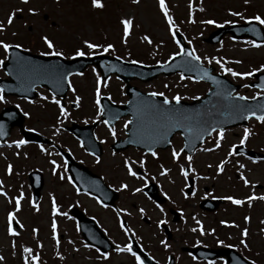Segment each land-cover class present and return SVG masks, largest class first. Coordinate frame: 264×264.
I'll return each mask as SVG.
<instances>
[{
  "label": "rangeland",
  "instance_id": "374dc122",
  "mask_svg": "<svg viewBox=\"0 0 264 264\" xmlns=\"http://www.w3.org/2000/svg\"><path fill=\"white\" fill-rule=\"evenodd\" d=\"M102 3L104 7L97 9L91 6V0H28L26 4L22 0H0V22H5L6 28L4 32L0 33V39L12 43L20 42L34 48L33 51L39 53L40 50H44V52L48 50L40 39L42 35H47L54 41L57 50L61 49L66 55H71L77 47H81L87 52L88 49L84 48L82 43L85 39L99 44L112 43L115 50L106 54L117 56L127 61L138 60L145 65H151L152 60H155V58L165 61L169 55L179 50L167 30V25L163 19V14L158 8L157 0H139L138 4H133L132 0H102ZM191 3V18L196 23L188 22L189 0H166L175 23L186 37L187 42L192 41L191 44H188L196 49L198 55L202 58L205 56L209 58H224L229 61L225 65L226 67H231L239 72L251 71L253 68H258L264 64V46L259 48L252 47L251 44L247 43L252 41L251 39L244 38L239 40L230 34H225L220 42L211 44L209 42L210 33L217 26L200 22L213 19L218 24H222L225 20H228L235 22L229 23L232 25L244 21L239 17L229 15V9L240 11L245 16L257 13L264 16V0H249L247 5L244 4V0H191ZM29 8L35 9L36 14L29 13ZM201 8H203V11H200ZM15 9H21V11L16 14L12 25L9 26L6 23V17ZM127 16L133 18V27L131 35L127 38V44H124L121 39L122 26L119 21ZM12 33H16V35L13 36ZM144 35L149 36L152 44H147L143 41L142 37ZM1 49L0 56L3 55ZM96 51L104 53L101 49ZM235 60H240L241 63L235 64L231 62ZM202 62L206 65L209 64L203 59ZM212 65L215 67V72L226 75L235 83L240 84L250 81V77L243 79L234 78L230 74L222 72L214 62ZM93 68L95 67L90 66L83 75L71 77L75 92L70 88L67 100L65 99L63 104L69 115L67 118H60L62 120L60 125L57 124V118L60 116L59 108L46 93H42L41 96L48 97L47 100L35 99L32 103L15 97H7V103H0V110L5 105L19 104L24 112L29 113L25 126L34 128L36 131L50 137L56 144H60L65 149L70 150L80 162L100 174L112 186L118 188L121 182L128 183L129 191L119 193V198L114 208H110V206L104 207L98 204L91 195L84 193L78 195L67 180L61 181L58 176L51 174L49 161L53 159L57 161V164L61 165V168L57 171L65 172L63 169L65 160L63 156L56 155L58 151L54 144L53 146L43 145L47 153H52V155L41 152L39 147L28 144L22 146L21 149H16L14 146H0V153H3V155H0V180L4 182L8 198L18 195L21 186L24 192L21 209L17 213V219L21 221L24 227L20 229L19 226L14 225L20 233L17 237H11L7 233V213L13 210L14 203L9 204L8 198L0 196V256L4 257L0 264H23V256L25 254L22 252V248L24 246L32 248L33 253L38 254L39 264H134L133 258L127 253H116L113 250L109 252L110 258L108 260H102L98 259L99 253L95 251V248H85L83 245L88 242L84 240L80 231L77 230L78 223L69 213V209L72 206H78L85 213L98 218V223L104 228L103 230L116 245L121 247L128 243L131 236L126 237L121 232L118 227L117 213L114 210L118 208L127 209L131 215L122 214L121 217H124L128 226L133 229L137 236L139 235L142 245L151 250L157 260L161 262L167 260L170 252L180 254L182 245H187V243L195 241L196 237H200L199 233L192 235L190 231L195 225L192 220L193 215L196 214V218L201 220L204 227L208 230L212 226H216L220 218H226L229 225L234 222L239 227L230 226V228H225L226 226H222L221 228L218 224V230L223 235L216 233L217 235H208V238L203 236V240L213 243L221 239V237H233L231 236L232 234L239 241L240 229L246 227L249 230L248 247L252 248L246 254L252 260L257 261L259 259L260 264H264V232H261V229H264V223H261V221H264V201L254 200L256 203L250 207L248 205L245 207L243 205H234L233 207L226 202L214 215L209 213L205 217L204 215L197 217V214H199L198 210H201L198 202L206 194L203 190L205 185L208 186L209 190L211 186H215L216 193L224 196L233 195L241 199L247 196L248 193L249 195L254 193L260 196V192L253 185L257 182L264 187V162L248 164L243 157L232 156L227 158L229 162L224 166L225 171L220 176L216 173V165L220 160L226 158L230 146L239 144L240 137L243 135L242 127L225 131V137L218 149L211 152L202 150L203 148L213 147L215 135L205 145L201 148L199 147V151H202L193 155L192 161L196 172L194 174L190 172L189 174L190 177L195 178L196 196L184 199L180 189L185 181L179 172V164H186L184 160L186 154H181L180 159L176 162L171 157L173 148L179 150L182 147L180 140L178 142L176 140L172 148L158 154L156 158L152 156L144 157L136 152V149L132 150L133 148L115 153L109 145L114 140L109 128L102 129L100 127L96 131V136L104 143V154L100 157V162L97 163L95 157L81 149L78 141L74 140V136L65 129V126L71 125L72 121L84 123L86 120L88 122L96 120L97 106L94 100L96 75L99 72L95 68L96 73H94ZM102 81H106L107 86L104 87L102 84L101 96L107 95L116 103L126 102L125 85H123L124 87L122 86L123 82L121 80L112 76L106 80L102 79ZM132 84L138 85L143 90L164 92L170 99L173 95L179 93L181 97H185L182 100H191L192 97L203 95L211 87L204 81L180 80V74L162 75L150 82H141L135 79L132 80ZM165 85H167V88ZM238 90V93L248 97L254 94L251 88ZM77 96L80 97V106L78 108L72 106V102ZM125 121L128 120L121 121L115 128V139L122 136ZM56 127H60L61 131L53 135ZM102 127L106 126L102 125ZM256 129L260 130L263 127H256ZM251 133L248 138L250 144L264 151L263 132L260 131L257 135L252 131ZM19 136L22 137L21 131L18 127H15L8 138V142L19 139ZM17 151L21 153L19 157L15 155ZM25 152L27 153L26 158L24 156ZM125 158L137 162L140 159H144V168H140L139 163H137L133 166L134 170L138 172V169H141L143 173L147 172L148 177L155 176V181L160 185L162 192H167L171 197L169 203L167 202L166 206H163L166 214L169 212L168 207H174L175 205L182 207L185 218L182 219L179 230L178 225L171 221L170 216L171 224L169 223L168 226L174 230V234H176L174 238L167 239L164 234H161V228L157 229L156 227V221L161 218H167V216L159 213L152 201L142 193L135 195L131 193L130 190L134 187H140L142 181L127 175L123 164ZM162 158L167 162H162ZM237 161L245 165V168L240 169L239 172L237 171L239 167ZM9 163L13 165V174L11 176L5 173V168ZM207 165L212 167L209 168ZM161 166L169 169L166 176L159 175L162 170ZM31 170H39L43 176V187L39 198L36 200L39 207L38 212L34 211L29 203L33 199V191L28 178ZM240 173H243L250 181L249 186L246 187L239 179ZM65 174L68 175L67 171ZM199 174L208 177V179L198 178L196 181ZM187 183H189V180ZM49 193L55 195L60 211L68 213V216L71 217V219L61 215L55 217L58 224L59 246L55 244L51 236L50 224L53 217ZM141 207L146 212V216L143 218L138 212V208ZM244 216L251 217L250 222L245 223ZM33 228L38 229L35 235L32 232ZM161 239H166L170 247L165 249L160 245L159 241ZM13 241L16 245L14 249L12 247ZM69 241H72V243L70 244ZM38 245H42V247ZM74 249H78V251H74ZM57 252L60 253L63 259L56 255ZM176 264L207 263L193 261L190 255L183 253ZM216 264H221V262H216Z\"/></svg>",
  "mask_w": 264,
  "mask_h": 264
},
{
  "label": "snow or ice",
  "instance_id": "6c2138e0",
  "mask_svg": "<svg viewBox=\"0 0 264 264\" xmlns=\"http://www.w3.org/2000/svg\"><path fill=\"white\" fill-rule=\"evenodd\" d=\"M22 2L26 4V3H28V0H22ZM132 3L138 4L139 0H132ZM248 3H249V0H244L245 5H247ZM157 5H158L160 12L163 14V19L167 25V30H168L173 41L175 42V44L178 46V49H179L178 51H175L171 55H169L167 60H165L163 62L158 60L156 62L157 64H161V66L163 67L164 65H167L169 63V61H173L176 57H184V58H186V60H185V63L183 64V67L188 69V68L192 67L191 62L194 61L197 63V65H199L202 63V59H203V61H207L209 64H212L214 62L216 65L219 66V68L221 69L222 72L228 73L234 78L238 77L241 79H243L245 77H251L256 72L264 71V64L260 65L258 68H253L251 71H245V72L235 71L233 68L225 66L229 61H226L224 58H217V57L209 58L207 56L202 58L200 55L197 54L195 48H191L190 50L185 49V47L181 46L180 40L176 39L177 34L180 33V29H179L178 25L175 23L173 16L170 14L169 7L166 4V0H157ZM91 6L93 8H97V9H102L104 7L102 0H91ZM188 8H189V21L188 22L189 23H196V21L191 18V11H192L191 0H189ZM20 11H21V9H15L13 12H11L7 15V17H6L7 25H9V26L12 25L14 17ZM28 11H29V13H31L33 15L36 14L35 9H33V8H29ZM200 11H203V8H201ZM229 15L239 17L241 20H244L246 23H249V24L255 22V24H257V25L264 26V16L260 15L259 13L255 14V15H251V16H245L240 11H232L231 9H229ZM200 22L202 24L215 25L217 27L223 26L222 24H218L217 21H215L213 19L202 20ZM119 23L122 26V37H121L122 42L124 44H127V38L131 35V29L133 27V18L131 16H127L125 18H122L119 21ZM228 23H235V22L234 21H228V20L224 21V24H228ZM5 30H6L5 22H0V33L4 32ZM249 30L255 31L254 28L249 29ZM12 35L15 36L16 33H12ZM40 39L43 42V44L46 46V48L48 49V51L42 52L41 55L53 56V57H64L65 56V53L63 51L57 50L54 41L52 39H50L47 35H42L40 37ZM142 39L147 44H152V40L149 38L148 35H144L142 37ZM82 43H83L84 48L88 49V51L86 52L85 50H83V48L77 47L74 50V52L72 53V56L70 57L71 59H74L77 57H84L86 55L87 56H95V55H97V51H96L97 49H101L104 53L115 50L114 45L112 43L99 44V43L91 42L87 39L83 40ZM188 43L191 44L192 41H188ZM247 43L251 44L252 47H255V48H259L261 46H264V40H262L260 43H257L254 40L248 41ZM0 48L3 49L5 54H8L10 49H22L23 45L21 43H9V42H6V41L0 39ZM5 58L7 59L8 56L6 55ZM117 59H120V57H117ZM231 62L235 63V64L241 63L240 60H235V61H231ZM15 63L17 66L28 65V67L30 69L31 76L36 77L37 79L41 76H47V77L51 78L52 80H55L58 84L60 82H67L68 87L71 88L73 92H75V88L72 87L71 81L69 79L73 75V73L71 71H66L63 68V66L60 64L33 65L29 61L25 60V58L18 57V56L16 57ZM131 63L132 64H139L142 62L138 61V60H132ZM2 64H3V61H0V65H2ZM93 72L96 73L95 68H93ZM5 74L11 75L10 72H6ZM76 75H83V73H76ZM185 79L192 80L193 82H198L199 80L207 79V80L212 81V83L217 85V86L222 85V82L220 80H217L215 76L211 75L207 69H202V74H197L196 76H185L184 72H181L180 73V80H185ZM36 82H37V80H30V84H31L32 88H34L36 86ZM102 84L104 87L107 86V82L102 81L100 75L97 74L96 75L95 100H94V103L97 106V114H96L97 120H100L101 114H103L105 112V108L101 105V101H100ZM249 86L250 85H243V87H249ZM165 87L167 88V85H165ZM256 87L264 88V85H256ZM4 92H5V89L3 87H0V103H7ZM213 95H224L226 98H228V97H233V92L227 91L225 89L222 93L216 92V93H213ZM261 95H264V91L257 92L256 95L252 96V97H247V96L240 95L239 93H235L234 98L238 101H247L249 99L255 100L256 96H261ZM148 96L149 97L159 96L162 98V102L159 106L154 105V104H150V103L147 104L149 112H150L151 116L153 117L150 121V123L153 127L161 128V129H165L168 127L182 129L180 134H181V136L185 137L186 143L179 150H177L175 148L172 149L171 157H172V160L174 162H176L180 159L181 154L185 151V149H189V145H190L191 141H190L189 136L186 134L195 133L196 138H198L202 141L204 139L205 135L211 137L212 134L215 133L216 134L215 135V143H214L213 147L212 148H203L202 150L205 152H211L215 149L220 148L221 141L225 137V131H226L225 128L222 126L212 127L211 124H209L207 120H204L202 118V114H200V113L192 114V113H188V112L184 111L180 107V103H181L182 99H185V97H181V95L179 93H177L176 95H173L171 97V100H170L164 94V92H151L148 94ZM23 98L25 100H28L29 103L33 102V101L29 100L27 96H24ZM192 98L198 99V97H192ZM41 99L47 100L48 97L41 96ZM109 99H111V97H109ZM79 101H80V97L77 96L76 99L72 103L78 108L80 106ZM52 102L55 103L59 108L60 116L57 118V124L60 125V124H62V120L60 118L61 117L67 118L69 113L65 109V107L61 104V100L57 99L55 95L52 96ZM173 102L175 104L174 107L172 106ZM15 107L19 109L20 105L17 104ZM257 107L260 109L259 114L252 107L247 106L245 104H239V105L234 106L235 113L239 118H242L244 120L254 118L256 121L264 124V104L258 105ZM8 115H12V114H8ZM23 115L25 117H27V116H29V113L23 112ZM134 115H135V113H134ZM87 122L88 121L86 120L85 123H87ZM100 122L105 124V125H109L111 123L110 120H108V119L102 120ZM135 123H137L135 120L125 121L124 126L128 127L129 124H135ZM27 131L28 132H35L36 130L34 128H29V129H27ZM60 131H61V128L56 127L54 132H53V135H56ZM109 132L112 135L113 139H115V137H116L115 128L110 127ZM251 134L252 133H251L250 129L245 127L243 129V135L239 140V145H245L246 141L248 140V138ZM6 135H7V133L5 131V124L3 121H0V138L5 137ZM146 138L149 140L152 139L151 135H149ZM135 142L140 143L141 141L137 140ZM168 143L170 144L171 141H168ZM4 144H6L8 147L14 146L16 149H21L22 146L29 144V140L24 138V137H21L19 139L12 140L9 143L8 140L5 139ZM81 146H83V142H81ZM38 147L40 148L41 152L47 153V150L44 148L43 144L38 145ZM236 148H237V145L232 144L230 146L228 152H227L226 158L220 160L219 163L216 165V173L218 175L223 173L225 164L229 162V160L227 159L228 157H232V156L241 154V153L235 151ZM146 151L148 153H150L151 156L154 158H156L158 156L157 151L153 150V148L151 146L147 147ZM189 151L193 152V151H195V148L193 147V148L189 149ZM47 154L52 155V153H47ZM0 155H3V153H0ZM15 155L17 157H19L21 155V153L19 151H17L15 153ZM56 155L59 156V155H61V153L57 152ZM91 155H93L95 157V161L97 163L100 162V156L96 155L95 152H92ZM113 155H115V153H113ZM24 156H25V158L27 157L26 152L24 153ZM184 160L186 161V164H179V172L185 181V183L183 184V187L180 189V192L182 193L184 199H188L189 197H195L196 196V188L194 186H190L189 183H187V181L190 179L189 173L191 172L194 174L196 172V169L193 167V163H192L193 156L191 154L184 156ZM252 162L256 163L257 161L252 160ZM49 163L51 165V169H50L51 174L53 176H58L59 180H61V181L67 180V182L70 185H72V187L75 189L76 193L79 195L81 193L80 187L77 186V184L74 182V180L71 176H68L65 174L67 167H68L67 161L65 160L63 163V169L65 170V172H58L57 171L59 168H61V165L57 164V161L55 159L50 160ZM137 163H139L140 168H144V166H145L144 159H140L138 162L130 160L128 158H125L123 160L124 168L126 170L127 175L142 181V184L140 187H134L130 191L133 195H135L137 193H142L145 197H147L149 200H151L152 198L145 191V188L147 187L149 180L150 179L155 180L156 177L155 176L148 177L147 172H144L142 175L138 174V172L136 170H134V167H133ZM237 163L239 165V167L237 169L238 172L240 169L245 168V165L243 163H239V161H237ZM207 167L210 168L212 166L207 165ZM161 169L162 170L160 171L159 175L160 176H166L169 172V169L164 168L163 166H161ZM5 173L8 176H11L13 174V165L11 163L7 164V166L5 168ZM203 179H208V177H203ZM239 179L243 182V184L246 187L250 185V181L244 176L243 173L239 174ZM95 183L96 182H93V184H95ZM109 187H111V185H109ZM253 187H254V185H253ZM97 188H98V186H97ZM185 189H187V191H185ZM115 191H117V192L129 191V184L126 182H121L119 184V187L116 188ZM85 194L91 195L90 192L85 193ZM162 195L166 199L171 200V197L168 195L167 192H162ZM206 195H209V194L206 193ZM0 196L8 198V193L5 191L4 182L2 180H0ZM49 197H50V202H51V214L53 217V219L51 220V224H50L51 236H52V240L55 242V244L57 246H59L60 239H59V232H58V224H57L55 217L57 215L64 216L65 218H68V219H71V217L68 216V213L60 211L59 206H58L57 201H56V197L53 193H49ZM213 198L215 199L216 197H213ZM218 198L230 201L233 205H237V206L244 205L247 202L249 207L251 206V204L254 200L264 201V195L257 196L254 193L245 196L243 199L236 198L233 195H227V196H222V197H218ZM23 199H24V192H23L22 186H21V190L19 191L18 195H16L15 197H12V198H8L9 204L14 203L13 210L9 211L7 213V233L11 237H17L20 235L19 231H17V229H16V227H14V225L19 226L20 229H23V227H24V225L21 223V221L19 219H17V213L21 209V201ZM95 199H96L98 204H101L102 206L107 207V205L103 204V201H102V199H100V197H95ZM29 203H30L31 207L34 209V211H37V212L39 211V207L37 206V202L35 201L34 198L31 199L29 201ZM152 203L155 206V208L159 211V213L164 214L166 216L165 208L160 203H157L155 200H152ZM114 211L117 213L119 227L123 230L125 236L128 237L130 234L131 237H135L136 240H139L140 237H138L136 235V233L133 231V229L131 227L127 226L126 222L120 218L122 214L130 216L131 213H129L127 211V209H125V208H118V209H115ZM177 211H179L181 213V219H184L183 210L178 208ZM138 212L142 218L146 216V212H145V209L143 207L138 208ZM243 219H244L245 223H248V222H250L251 217L244 216ZM192 220L195 222L196 226L192 227L190 229L191 232H193V233L198 232L199 235L202 237L206 236V235H212L215 232V229H210L206 232L203 223L201 222V220L197 219L196 216L193 215ZM168 223L169 222H168L167 218H161V219H158L156 221V227H157V229H160L161 226L168 225ZM220 223L223 225H228V226H232V227H239V225H236L234 222H232L229 225V222L225 221V220H221ZM261 223H264V221H261ZM77 230H79V229L77 228ZM32 232L35 235L38 232V229L33 228ZM261 232H264V229H261ZM248 236H249L248 228H246V227L241 228L240 229L239 245L242 246L244 249H248V242H247ZM69 243L71 244L72 241H69ZM159 243L165 249L170 247V245L168 244L166 239H161L159 241ZM216 243L218 245H224L223 240L218 239L216 241ZM201 244H202V241L200 239H197L195 241V245H201ZM15 246H16L15 242L13 241V243H12L13 249L15 248ZM38 246L42 247V245H38ZM83 246L85 248H95V251L97 253H99L98 259L108 260L110 258L109 252H107V251L101 252V249L99 247H95L94 244L84 243ZM226 247L234 248V247H237V245L228 244V245H226ZM74 251H78V249H74ZM114 251L116 253H127V254H129L133 258L134 264H145V260L142 259L141 254H138L137 251L133 250V242L131 239H129L128 243L124 244L122 247L120 245H116ZM22 252L25 254L23 256V264H39V256H38V254L33 253L32 248L24 246L22 248ZM56 255L60 256V253L57 252ZM189 255L193 261L197 260V257L195 255H192L191 253H189ZM60 258L63 259L62 256H60ZM170 259L171 258H169V260ZM3 260H4V257L0 256V261H3ZM219 260H220L221 264H226L223 257H220ZM208 264H216V261L210 259V260H208ZM250 264H256V261L252 260V261H250Z\"/></svg>",
  "mask_w": 264,
  "mask_h": 264
},
{
  "label": "water",
  "instance_id": "95a60500",
  "mask_svg": "<svg viewBox=\"0 0 264 264\" xmlns=\"http://www.w3.org/2000/svg\"><path fill=\"white\" fill-rule=\"evenodd\" d=\"M255 29V31H251L249 29ZM232 31L234 36L243 37L247 34H250L257 41L264 40V30L260 25L255 24V22L251 24L245 25H234L229 28L221 29L220 34L215 32L212 34V37H217L219 40L224 32ZM177 38L180 40L181 44L185 49L190 50V47L185 43L182 35L180 33L177 34ZM14 51L9 54L8 60L5 62L4 66L8 72L11 73L10 79H1L0 86L5 89L6 94L27 96L33 98L36 96L34 92V88L31 87L30 80H37L36 85H46L50 88V90L57 95H65L68 90L67 82H60L59 84L52 80L47 76H41L38 79L36 77L31 76L30 69L28 65L17 66L15 61L16 57H23L25 60L29 61L33 65H52V64H60L66 71H71L72 73L83 71L89 64L97 65L103 77L108 76V73H116L120 78H122L125 82H127V94L130 96V100L127 104L117 105L112 103L108 98H103V107L105 108L104 119L110 120V124H113L116 119H118L121 115L130 114L132 120H135L137 123L132 124V128L128 130L129 137L126 140H119L114 145L113 148L115 150H121L127 148L130 145H135L139 148H145L151 146L153 150L156 147H167L169 145L168 141L172 135L179 131L181 133L182 129L168 127L165 129L155 128L151 125L150 121L153 118L149 112L147 104H154L159 106L162 102V98L159 96L149 97V93H143L137 87L132 86L129 83V80L132 78H139L143 81H150L153 78L159 76L160 74L171 75L178 71L184 72L185 76L197 74H202V69H207L209 73L216 77L217 80L222 82L221 86H217L212 83V81L204 79L208 81L214 88L210 90L205 97L194 99L192 102L181 100L180 107L192 114L200 113L202 114V118L207 120L212 127L217 126H231L238 125L242 123H247V120L239 118L235 113V105L245 104L247 106L252 107L259 114L260 109L257 107L258 105L264 104V95L259 96L255 100H247V101H238L233 97L226 98L224 95H213L216 92H223L225 89L227 91H235L240 88V85L233 84L226 76L222 74H213V67H205L202 63L197 65L196 62H191V68H184L183 64L185 63L186 58L184 57H176L173 61H169L167 65L163 67L161 64L155 65H141V64H132L131 62H126L122 59H117V57L110 56H95L91 58L86 57H78L72 60H66L61 57H43L38 55H33L28 52H24L19 49H13ZM108 63L106 65L105 63ZM179 65V66H178ZM255 76L259 79L257 84L252 83L254 85H264V72L255 74ZM264 89V88H261ZM174 107V102L172 103ZM135 113V115H134ZM12 114V115H8ZM0 121H3L5 124V131L7 135L1 140H4L10 133V130L15 124L23 125L24 116L14 107L5 108L3 112L0 114ZM93 126H87L81 128L80 126L74 124L69 128L73 133L78 135L83 139L85 147L97 154H101L100 145L93 138L92 134ZM25 136L28 137L29 140L35 141H47L46 138L40 137L36 133H30L25 131ZM151 135L152 139L149 140L146 137ZM190 138L189 149L196 148L199 144L203 142L200 139L196 138L195 133L186 134ZM206 136V135H205ZM204 136V138H205ZM184 142L186 143L185 137ZM140 140V143H136L135 141ZM189 149H187L189 151ZM68 160V169L73 176L76 183L83 190H89L90 192L96 194L102 199L103 202L113 203L117 198V194L115 192L110 191L108 195L103 196V191L108 190L109 188L105 187L103 181L100 177L96 178L95 174H92L85 167H82L74 158L66 153ZM92 174L95 180L99 182L101 189L99 190L96 187H87L91 180L86 175V173ZM34 174V173H33ZM38 176H32V183L35 189L36 197L39 195L40 188L42 187V178L39 173ZM149 194L157 199V191L153 185H149L145 188ZM75 215L78 217L81 223V230L83 231L84 236L92 243L99 246L102 250L106 251L111 247L108 244V239L96 223L87 218L82 212L79 210L74 211ZM211 254L209 256L214 257L219 254L225 253V250H211ZM236 253L234 251H231ZM145 262L148 264H156L150 258L144 256ZM231 262H235L237 264H250L246 259L239 257L238 255H234L231 258ZM172 264V262L170 263Z\"/></svg>",
  "mask_w": 264,
  "mask_h": 264
},
{
  "label": "flooded vegetation",
  "instance_id": "af4514ba",
  "mask_svg": "<svg viewBox=\"0 0 264 264\" xmlns=\"http://www.w3.org/2000/svg\"><path fill=\"white\" fill-rule=\"evenodd\" d=\"M256 127H263V129L257 130ZM244 128H245V127L241 128V129H244ZM247 128H249L250 131L254 132L255 135L259 134L260 131H262V132H263V135H264V124H262V123L256 121L255 119H251V120H250V123H249V125L247 126ZM241 137H242V136H241ZM241 137H240V138H241ZM245 145H247L249 148L251 147V148H254L255 150H257V151H259V152H263V153H264V151H263V150H260L259 147H254V145H251V144H250V141H249V143H248V140L246 141ZM228 234H230V233H228ZM226 235H227V234H226ZM231 236H233V237H230V238H224V237H222V238H221V240L224 241V245H218L217 243H214V244H212L211 246H213V247L225 246V247H226V245H228V244H233V245H237L236 249H238V250H240V251H246V250H244V248H243L242 246L239 245V241H237V239L234 237V235L231 234ZM201 245H205V244L202 243ZM234 248H235V247H234Z\"/></svg>",
  "mask_w": 264,
  "mask_h": 264
}]
</instances>
